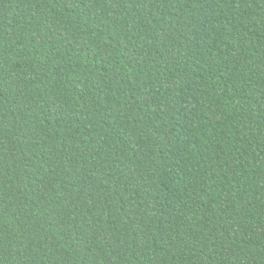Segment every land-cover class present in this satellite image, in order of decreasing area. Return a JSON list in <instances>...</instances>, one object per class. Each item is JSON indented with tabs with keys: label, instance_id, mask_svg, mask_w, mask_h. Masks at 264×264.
Wrapping results in <instances>:
<instances>
[{
	"label": "trees",
	"instance_id": "obj_1",
	"mask_svg": "<svg viewBox=\"0 0 264 264\" xmlns=\"http://www.w3.org/2000/svg\"><path fill=\"white\" fill-rule=\"evenodd\" d=\"M0 264H264V0H0Z\"/></svg>",
	"mask_w": 264,
	"mask_h": 264
}]
</instances>
